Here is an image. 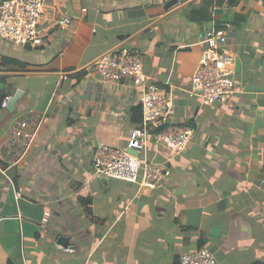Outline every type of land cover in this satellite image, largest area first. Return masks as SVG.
Masks as SVG:
<instances>
[{"label":"crops","instance_id":"crops-1","mask_svg":"<svg viewBox=\"0 0 264 264\" xmlns=\"http://www.w3.org/2000/svg\"><path fill=\"white\" fill-rule=\"evenodd\" d=\"M225 23L235 92L203 104L185 90L204 32ZM37 33L0 38V264H178L202 247L264 264V0H46ZM121 45L174 87L167 120L192 129L178 154L146 139L137 157L169 171L153 189L91 169L97 142L125 148L142 120L141 90L87 69Z\"/></svg>","mask_w":264,"mask_h":264},{"label":"built area","instance_id":"built-area-1","mask_svg":"<svg viewBox=\"0 0 264 264\" xmlns=\"http://www.w3.org/2000/svg\"><path fill=\"white\" fill-rule=\"evenodd\" d=\"M45 2L46 0L0 1V38L19 46L41 44L37 25ZM211 15L214 18V12ZM57 23L65 26L70 23V19L61 17ZM230 27V24L225 23L221 28L210 27L204 32V48L192 74L190 86L185 90L189 95L199 97L203 104H223L235 92V55L225 49ZM87 69L106 83L124 84L141 90L139 101L142 108L141 123L138 127L128 129L125 148L111 147L102 142L94 145L92 171L137 184L140 188H156L169 175V171L137 157V153L144 150L146 139L152 136L156 143L163 144L171 152L178 154L189 144L192 134V129L173 125L167 120L173 105L174 87L162 86L150 79L143 71L139 54L124 45L102 54ZM6 103L7 98L1 102V107H5ZM24 126L22 123L16 131L17 136H27ZM132 149L136 150V155L130 153ZM49 217L50 212L44 211L42 223H46ZM178 264L217 262L214 254L202 247L182 254Z\"/></svg>","mask_w":264,"mask_h":264},{"label":"water","instance_id":"water-1","mask_svg":"<svg viewBox=\"0 0 264 264\" xmlns=\"http://www.w3.org/2000/svg\"><path fill=\"white\" fill-rule=\"evenodd\" d=\"M238 67H239V62L237 60H235L234 70L236 71L238 69ZM130 153L136 155V150L132 149V150H130ZM218 233H219L218 229L217 228H213L212 234H214L216 236V235H218Z\"/></svg>","mask_w":264,"mask_h":264},{"label":"trees","instance_id":"trees-1","mask_svg":"<svg viewBox=\"0 0 264 264\" xmlns=\"http://www.w3.org/2000/svg\"><path fill=\"white\" fill-rule=\"evenodd\" d=\"M0 1H2V0H0ZM236 2V0H227V3L230 5V4H234ZM4 62H16L17 63V61L16 60H10V59H4ZM200 246H202V242L200 241Z\"/></svg>","mask_w":264,"mask_h":264}]
</instances>
